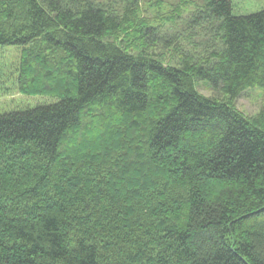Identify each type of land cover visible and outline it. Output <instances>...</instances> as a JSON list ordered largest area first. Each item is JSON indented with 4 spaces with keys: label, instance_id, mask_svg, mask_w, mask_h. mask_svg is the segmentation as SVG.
Masks as SVG:
<instances>
[{
    "label": "trees",
    "instance_id": "obj_1",
    "mask_svg": "<svg viewBox=\"0 0 264 264\" xmlns=\"http://www.w3.org/2000/svg\"><path fill=\"white\" fill-rule=\"evenodd\" d=\"M104 1L0 0L21 91L55 99L0 113V264H264V102L234 105L264 90V9L200 1L195 45Z\"/></svg>",
    "mask_w": 264,
    "mask_h": 264
},
{
    "label": "rangeland",
    "instance_id": "obj_2",
    "mask_svg": "<svg viewBox=\"0 0 264 264\" xmlns=\"http://www.w3.org/2000/svg\"><path fill=\"white\" fill-rule=\"evenodd\" d=\"M187 0H141V7L138 12L139 24L156 25L161 27L159 33L164 35L181 34L180 38H190L191 34H198L199 37L194 40V44H199L204 33L201 29H190L188 19L191 12H194L202 0H188L190 5L182 9L181 15L177 14L175 9L180 3H186ZM106 6L110 5L117 11H124L125 3L115 0H106L103 2ZM234 13L237 15H247L256 13L264 9V0H233ZM163 28V30H162ZM198 33H195V32ZM194 36V38H195ZM119 40L123 47H129L132 53H140L143 41L136 31L129 30L120 34ZM187 49L192 47L188 41L182 43ZM22 48L17 45H0V113L14 110H22L29 107H35L44 103L55 101L47 95L25 94L20 89V61ZM192 53H196L192 51ZM156 56H160L159 52ZM167 64L178 62V54L175 53V47L172 46L167 53L161 55ZM198 90L205 96L213 94L212 87L204 81H198ZM264 102V90L259 87L247 89L238 97L234 105L236 109L245 116L254 118L260 111Z\"/></svg>",
    "mask_w": 264,
    "mask_h": 264
}]
</instances>
